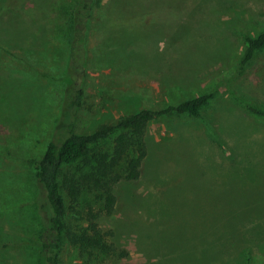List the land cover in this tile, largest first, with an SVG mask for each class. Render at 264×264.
Masks as SVG:
<instances>
[{"label": "rangeland", "instance_id": "1", "mask_svg": "<svg viewBox=\"0 0 264 264\" xmlns=\"http://www.w3.org/2000/svg\"><path fill=\"white\" fill-rule=\"evenodd\" d=\"M75 3L0 0V264H37L46 201L30 160L58 123ZM263 31L264 0L98 1L77 132L212 99L200 117L148 124L141 176L118 183L111 215L93 195L79 208L91 204L126 255L80 257L64 244L60 264H264V49L240 67L245 38Z\"/></svg>", "mask_w": 264, "mask_h": 264}, {"label": "trees", "instance_id": "2", "mask_svg": "<svg viewBox=\"0 0 264 264\" xmlns=\"http://www.w3.org/2000/svg\"><path fill=\"white\" fill-rule=\"evenodd\" d=\"M9 1L12 4L13 0ZM98 1L76 0L68 13L70 34L67 38V69L61 78L64 84L62 108L42 157L30 160L46 201L37 264H60L64 244L75 249L80 257L101 254L124 257L126 253L119 254L93 222L95 216L91 204L87 205L88 212L79 208L93 195L99 211L111 215L117 204L115 190L118 183L122 180L136 181L141 176V167L148 155L145 141L148 124L171 114L200 117L201 110L212 99V95L204 94L166 108L143 109L91 132H77L76 122L85 98L83 81L88 74L86 47L89 22ZM6 2L3 0L5 7ZM146 14V18H152L150 21L155 19V14L158 16L152 11ZM245 42L247 49L241 69L264 49V31L255 37L247 36ZM124 50L114 52V59L123 56ZM113 137L111 150L100 148ZM73 219L81 223L74 224ZM85 219L91 221L90 225L84 224Z\"/></svg>", "mask_w": 264, "mask_h": 264}]
</instances>
